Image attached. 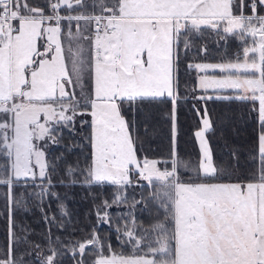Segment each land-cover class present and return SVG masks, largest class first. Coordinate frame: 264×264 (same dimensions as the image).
<instances>
[{
    "label": "snow or ice",
    "instance_id": "6c2138e0",
    "mask_svg": "<svg viewBox=\"0 0 264 264\" xmlns=\"http://www.w3.org/2000/svg\"><path fill=\"white\" fill-rule=\"evenodd\" d=\"M208 33L224 54L189 62L193 49L207 56L196 44ZM182 63L197 73L194 85H182ZM189 92L205 105L250 106L259 126L251 168L216 164L208 109L193 105L201 158L181 179L190 165L175 149L176 113ZM160 104L171 106L174 145L163 169L143 154L137 122ZM78 136L90 148L83 167L49 151L80 147L63 144ZM66 181L114 190L93 197L97 224L83 239L61 240L48 227L42 246L20 213L34 202L46 225L63 229L70 213L52 189ZM0 187V264H89V256L90 264H264V0H0ZM132 187L149 189L157 215L147 226L132 211L145 205L143 196L129 203ZM114 205L129 211L113 218ZM100 225L128 251H115Z\"/></svg>",
    "mask_w": 264,
    "mask_h": 264
},
{
    "label": "trees",
    "instance_id": "16d2710c",
    "mask_svg": "<svg viewBox=\"0 0 264 264\" xmlns=\"http://www.w3.org/2000/svg\"><path fill=\"white\" fill-rule=\"evenodd\" d=\"M218 38L213 34L208 33L197 41L196 46L206 44L208 48L207 56L203 53L197 54L193 49L188 53V61L196 62L198 60L218 61L224 54L223 42L216 43ZM238 48V42L230 40L228 42L229 53L235 52ZM197 73L194 70H186L184 64L181 65V82L182 85L186 82L188 85H194ZM183 94V91H182ZM197 92L195 95H199ZM211 94V93H210ZM189 99L184 101L177 109L176 113V136L175 149L183 160L190 165L188 171H181V179L187 180L191 178L194 173L191 168H194L201 158L198 140L194 133L197 131L201 122L193 108L201 109L203 115V108L208 109V117L212 121L214 131L208 133L209 144L212 149L213 157L217 165L221 163L227 167L230 164L238 162L239 171L243 172L252 167L251 156L254 154L256 146V132L258 123L255 113L250 111V106L238 101H221L210 100L201 102L198 99H193V94L189 92ZM170 105L160 104L146 109L143 114H139L137 122L139 125L138 134L143 143V154L150 159L160 161V167H165L164 161L171 159L173 151V124L170 117ZM145 128L147 133H145ZM88 132L87 126L84 128V135ZM67 137V133H65ZM77 143L80 147L74 148L72 151H66L63 146H52L49 151L53 155L63 154L69 162H79L83 167L87 163V157L90 154V148L85 140L79 136L73 141L71 138L65 139L63 144ZM232 153H235L236 160L233 159ZM64 178V174L53 177V183L57 179ZM82 180V177L79 178ZM113 186L106 185L103 188L99 186H88L78 183L74 186L59 185L52 189V191L59 194L61 201L70 213L71 219L64 218L61 222L64 223V228L59 229L55 225H46L39 207L35 203L29 205V212L20 213L22 219L33 231L32 239L36 243L43 246L44 237L47 234L48 227H51V232L54 237L58 236L61 240H76L83 239L85 235L91 231L93 226H96L95 205L100 202L99 199L94 201L93 197L109 198ZM5 192L6 189L0 187V213L5 210ZM129 203L131 199L140 200L141 197L145 199V205L137 204L134 212L138 222H142L147 226L157 215L156 208L150 201L147 200L149 189L141 187H132L128 189ZM45 203H48L46 200ZM58 204L52 202L51 213H56L58 219L59 213L57 211ZM129 211L128 205L113 206L109 209L110 215L113 218L121 214H127ZM97 231L101 236H108L112 242L113 249L117 252L125 251L117 243L115 233L108 225H100ZM4 239V224L3 219L0 218V242ZM27 259V258H26ZM86 260L91 261V257H86ZM66 264H73L71 260H67Z\"/></svg>",
    "mask_w": 264,
    "mask_h": 264
},
{
    "label": "rangeland",
    "instance_id": "374dc122",
    "mask_svg": "<svg viewBox=\"0 0 264 264\" xmlns=\"http://www.w3.org/2000/svg\"><path fill=\"white\" fill-rule=\"evenodd\" d=\"M196 62H217V61H209V60H198Z\"/></svg>",
    "mask_w": 264,
    "mask_h": 264
}]
</instances>
